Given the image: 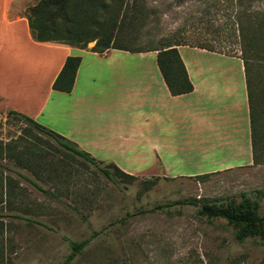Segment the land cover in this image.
<instances>
[{"label": "rangeland", "instance_id": "rangeland-1", "mask_svg": "<svg viewBox=\"0 0 264 264\" xmlns=\"http://www.w3.org/2000/svg\"><path fill=\"white\" fill-rule=\"evenodd\" d=\"M37 1L21 0L13 12L24 14ZM138 2H143L148 18L130 27L127 20L122 32L138 36L139 45H156L168 37L173 43L227 55L242 57L246 51L256 91L252 92V111L259 148V142H264V113L260 111L264 110V0ZM130 15L128 11L127 17ZM239 17L248 28L261 23L256 44L241 42L235 24ZM94 44L89 43L86 49ZM188 52V48L181 50L186 59ZM76 54L83 57L81 77L93 71L94 85L113 92L116 68L98 72L93 66L89 68L86 54ZM121 55L120 62L128 66L135 61H156L155 53ZM133 71L127 67L129 76ZM257 98L263 99L262 104ZM45 128L54 131L58 127ZM0 144V264H264V237L240 243L235 239L238 229L226 220L207 222L197 214L204 204L226 207L229 201L240 203L244 196L258 202V214L264 217V147L257 152L261 155L259 164L251 167L177 178L190 173L204 175L219 166L197 162V155L183 154V146L173 137L166 144L170 155L162 165L120 163L122 158L117 157L116 166L128 170L130 179L116 174L111 165L98 162L114 174L111 181L94 164L1 109ZM34 146L43 156L38 168L35 160L26 162L28 149ZM162 166L167 176L176 178L162 177ZM21 175L36 181L46 192L22 180ZM159 205L160 209L154 208ZM83 241L86 244L81 251L69 258L70 243Z\"/></svg>", "mask_w": 264, "mask_h": 264}, {"label": "crops", "instance_id": "crops-1", "mask_svg": "<svg viewBox=\"0 0 264 264\" xmlns=\"http://www.w3.org/2000/svg\"><path fill=\"white\" fill-rule=\"evenodd\" d=\"M19 1L0 0L3 112L23 115L43 127H58L53 130L103 164L116 166L119 157L120 163L162 165L170 155L171 148L166 144L175 137L183 146V154L197 155V162L219 166L204 175L190 173L177 178L202 177L253 165L249 94L239 56L178 47L193 90L173 96L156 61H135L128 66L119 60L121 54L145 57L155 52L110 49L98 54L90 51L92 47L36 42L23 13L13 12ZM186 48L190 50L187 59L181 53ZM76 52L86 54L89 68L93 66L98 72L116 68L113 92L94 85L93 71L81 77L83 57H79L71 91L52 89L66 58L78 57ZM127 67L134 68L132 76L127 74ZM160 172L164 178H176L167 176L163 166Z\"/></svg>", "mask_w": 264, "mask_h": 264}, {"label": "trees", "instance_id": "trees-1", "mask_svg": "<svg viewBox=\"0 0 264 264\" xmlns=\"http://www.w3.org/2000/svg\"><path fill=\"white\" fill-rule=\"evenodd\" d=\"M131 11L128 18L127 13ZM28 22L31 37L36 42H52L64 44L79 49H86L87 45L95 42L90 51L102 54L110 49L122 50L130 53H156V62L160 73L167 86L169 93L173 96L189 93L193 90V86L188 79L185 67L179 56L177 48L184 44L173 43V39L164 37L157 41L156 45L152 42L139 45L138 36L132 33H123L122 27L128 20L127 27L134 24L135 21L144 22L148 18L149 12L145 9L143 2L138 0H38L32 6H29L23 14ZM239 30V38L243 44H256L258 39V30L261 23L256 26L245 27L242 25L240 17L235 20ZM257 31V33H256ZM143 46V47H142ZM208 51L213 49L198 47ZM244 64L249 104L251 111V129H252V151L253 165L259 164L260 154L258 150L264 147V142H256L254 127H253V111H252V92L256 94L255 84L252 85L253 74L251 70V58L245 55L239 57ZM81 59L75 56L66 58L63 67L52 84V89L61 92H70L75 80V75L79 67ZM257 96V95H256ZM258 99L261 103L263 99ZM262 104V103H261ZM260 108V107H259ZM264 113L263 109H260ZM8 114L19 116L35 130L52 139L58 146L68 152L77 155L84 160L94 164L98 170L109 180L114 181V174L108 168L99 167L88 153L80 150L73 142L59 135L58 133L47 129L32 119L23 115L9 112ZM264 132V127H263ZM0 144V152L2 151ZM29 160L26 162L36 161L37 168L42 163V153L34 146L28 149ZM113 167L116 174L125 178H132V175L120 170L117 166L109 164ZM21 179L29 183L31 186L41 192H46L40 185L21 175ZM155 209H160L161 206H155ZM197 214L200 217H205L207 222L212 219L222 218L227 224L238 229L235 233V239L238 242H243L246 238L264 237V217L258 214V202L251 201L244 196L242 201L236 204L229 201L226 207H212L204 204L199 208ZM14 218L31 221L26 217L15 215ZM34 223L40 225L38 221ZM86 242H71L72 253L69 258H72L76 253H79L85 246Z\"/></svg>", "mask_w": 264, "mask_h": 264}]
</instances>
